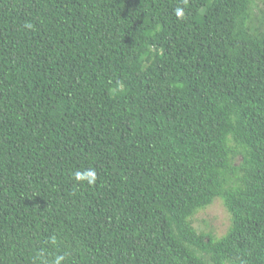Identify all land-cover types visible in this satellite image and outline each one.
Listing matches in <instances>:
<instances>
[{"label": "trees", "instance_id": "1", "mask_svg": "<svg viewBox=\"0 0 264 264\" xmlns=\"http://www.w3.org/2000/svg\"><path fill=\"white\" fill-rule=\"evenodd\" d=\"M0 264H264V0H0Z\"/></svg>", "mask_w": 264, "mask_h": 264}, {"label": "rangeland", "instance_id": "2", "mask_svg": "<svg viewBox=\"0 0 264 264\" xmlns=\"http://www.w3.org/2000/svg\"><path fill=\"white\" fill-rule=\"evenodd\" d=\"M201 218L207 219L218 235H223L230 225V213L220 199L198 213L195 224L204 227L206 223H203Z\"/></svg>", "mask_w": 264, "mask_h": 264}, {"label": "clouds", "instance_id": "3", "mask_svg": "<svg viewBox=\"0 0 264 264\" xmlns=\"http://www.w3.org/2000/svg\"><path fill=\"white\" fill-rule=\"evenodd\" d=\"M78 175H79V173H78ZM88 176H92V177H94V173H93V172H89V173H88Z\"/></svg>", "mask_w": 264, "mask_h": 264}]
</instances>
